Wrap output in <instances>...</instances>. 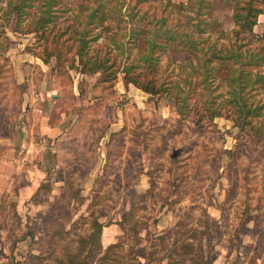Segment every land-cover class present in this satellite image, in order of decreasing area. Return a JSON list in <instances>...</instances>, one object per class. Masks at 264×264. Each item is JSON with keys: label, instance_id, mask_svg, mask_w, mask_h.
I'll use <instances>...</instances> for the list:
<instances>
[{"label": "rangeland", "instance_id": "obj_1", "mask_svg": "<svg viewBox=\"0 0 264 264\" xmlns=\"http://www.w3.org/2000/svg\"><path fill=\"white\" fill-rule=\"evenodd\" d=\"M180 1L139 5L168 23L180 16L191 30ZM78 2L67 0V7ZM231 5L214 0L213 36L231 31ZM10 25L0 28V264H133L134 255L149 256V264H164L168 255L170 264H264V115L256 116L258 105L264 113V88L245 93L256 109L250 126L223 100L224 70L209 71L206 90L184 52L166 67L170 51L159 55L160 67L148 74L169 89L151 93L124 77L127 59L120 61L114 43L110 51L104 46L113 25L87 46L108 52L112 65L85 74L72 67L75 43L56 36V26L34 46L35 37L24 45L31 38L11 36ZM254 32L264 36V13ZM45 51L54 56L45 60ZM179 94L187 98L183 106L174 99ZM33 97L46 114L24 105L22 98ZM204 98L219 105L217 115ZM43 115L62 128L71 124L69 138L45 139L37 126ZM25 123L29 142L22 144ZM35 178L40 186L22 194ZM109 243L116 244L104 255Z\"/></svg>", "mask_w": 264, "mask_h": 264}, {"label": "trees", "instance_id": "obj_2", "mask_svg": "<svg viewBox=\"0 0 264 264\" xmlns=\"http://www.w3.org/2000/svg\"><path fill=\"white\" fill-rule=\"evenodd\" d=\"M2 1L0 0V28L13 20L16 32H34L36 46L40 37L47 35L48 26H56V36L64 34L71 39L69 46L75 43L71 63H74L72 67L78 66L82 72H94L112 65L114 59L111 60L108 52L101 53L97 47L92 51L87 48L90 38L96 41L106 30V26L112 25V31L106 34L104 46L110 51L109 45L114 43L120 61L123 56L127 59L123 65L124 77L147 92L157 93L169 89L164 87L162 81L156 83L148 74L160 67L159 55L169 51L170 56L164 63L165 67L181 53L188 54L186 65L192 70L200 68V77L197 73L196 76L206 90L211 81L209 71L224 70L222 81L227 86L229 95L223 100L233 103L239 119L251 126V117L255 114L250 111L256 109H252L253 106L247 103L245 93L264 88V36L254 32L257 17L264 13V7L257 0H222L232 2L233 27L229 33L219 31V36H213L210 31L217 23V18L208 16L214 0H187L178 3L186 22L192 25L191 30L183 27L180 16L168 23L164 16L158 17L154 12L144 11L142 5H139L141 0H79L73 7H67V0H4L5 6ZM67 12L70 19L58 21ZM61 23L62 28L59 27ZM98 27L99 31L94 32ZM223 36L225 41L221 40ZM255 41L256 45L253 43ZM129 48L134 51L128 52ZM43 53L45 60L54 56L51 51ZM56 53L59 55L57 51ZM136 66H141L142 71ZM175 83L179 86L177 80ZM174 99L183 102L181 106L187 102L185 95L179 94ZM238 101L240 104H237ZM202 103L207 105L211 116L219 113V105L211 104V99L204 98ZM261 108L258 105L256 116L264 115ZM260 128L262 130V126ZM115 244L107 245L104 255ZM188 247L189 243H182L179 248L187 250ZM134 256L136 259L133 264H142ZM170 259L172 258L168 255L167 264H170ZM198 260L197 264H213L211 260ZM57 262L64 264L66 261L57 259ZM68 262L86 264L74 259H68Z\"/></svg>", "mask_w": 264, "mask_h": 264}, {"label": "crops", "instance_id": "obj_3", "mask_svg": "<svg viewBox=\"0 0 264 264\" xmlns=\"http://www.w3.org/2000/svg\"><path fill=\"white\" fill-rule=\"evenodd\" d=\"M187 1V0H186ZM186 1H180V2H186ZM2 4L5 6V4H6V2L5 1H3L2 2ZM262 14V13H261ZM11 25H10V31H11V36H14V35H16V36H18V35H25V37L27 36V38H25V39H27V41L31 38V40L29 41V42H27V43H25L24 44V42L22 43V44H24V45H26V44H30L34 39V32H28V33H19V32H16L15 30H14V22H13V20L11 21V22H9ZM26 42V41H25ZM24 55H26L27 56V58L29 57V58H35V60H36V62L37 63H39L38 62V60H40L41 58L40 57H38V56H35L33 53H31L30 51H27V50H25V52L23 53ZM28 58V59H29ZM51 60V59H50ZM41 62H43L42 60H41ZM43 63H45V62H43ZM42 66V65H41ZM77 70H78V68H77ZM79 71V70H78ZM81 73L82 74H85V72H82L81 71ZM43 79V83L42 82H40V83H42L45 87L46 86H48L47 84H45V83H47V82H50V81H47V79L45 78V77H43L42 78ZM18 82H20V81H18ZM48 90L47 89H45V94H44V97L43 98H45V100L46 99H48ZM26 93V92H25ZM38 94L39 93H36L35 94V96L36 97H38ZM24 96H25V94H24ZM36 97L34 98H32V102L30 101V103H29V100L27 99V98H22V100H23V103H24V105L26 106V104L28 103V104H30V105H32V109L34 110V111H36V113H37V111L38 112H42V111H44V113L46 112V107L45 106H39L37 103H35L34 101H36ZM48 101H46V103H47ZM23 105V108L25 107ZM38 105V106H37ZM45 107V110H43V108ZM35 113V112H34ZM46 114V113H45ZM35 115V114H34ZM60 124L59 123H57V122H53L51 119H48L47 117H46V115H43L42 116V118H41V121L37 118V126H38V131L39 132H41L42 133V136H44L45 137V139H52L51 140V142H54V141H57V140H59V139H62V138H64L66 135H67V137L69 138V134H70V128H71V124H69V125H67V126H65V127H61V126H59ZM27 126V127H26ZM31 127V125L29 126V123H25V125L23 126V129L25 130V131H22V132H24L23 133V136H22V138H19L18 140L19 141H21V143L22 144H26V143H28L29 142V137H28V130H27V128H30ZM26 128V129H25ZM27 137V138H26ZM32 141H30V145H32ZM28 145V144H27ZM26 146V145H25ZM27 147H29V146H27ZM102 154V153H101ZM99 157H100V155H99ZM45 160V159H44ZM48 161V160H47ZM90 174H92V173H90ZM37 182V179L35 178L33 181H30V182H28L27 184H25L24 186H22L21 187V193L22 194H24L25 196H28V195H30L31 193H33L34 192V190L35 189H37V187H39L40 185H39V183H36ZM33 196V195H32ZM101 229H102V226H101ZM102 231V230H101ZM100 241V240H99ZM110 244V243H109ZM108 244V245H109ZM168 257V256H167ZM167 257H165L166 259H167V261H168V258ZM141 258H143L142 260H141ZM138 259L140 260V262L142 263V264H149L150 262L149 261H151L150 260V258H149V256H147V255H141V256H139L138 257ZM167 261H165V263L164 264H167Z\"/></svg>", "mask_w": 264, "mask_h": 264}]
</instances>
